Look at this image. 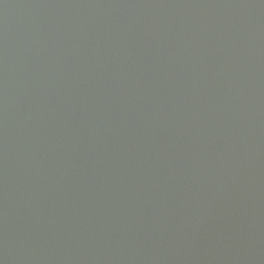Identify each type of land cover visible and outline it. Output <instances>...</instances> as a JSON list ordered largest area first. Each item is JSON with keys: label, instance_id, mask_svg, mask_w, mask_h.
Segmentation results:
<instances>
[{"label": "water", "instance_id": "95a60500", "mask_svg": "<svg viewBox=\"0 0 264 264\" xmlns=\"http://www.w3.org/2000/svg\"><path fill=\"white\" fill-rule=\"evenodd\" d=\"M0 264H264V0H0Z\"/></svg>", "mask_w": 264, "mask_h": 264}]
</instances>
